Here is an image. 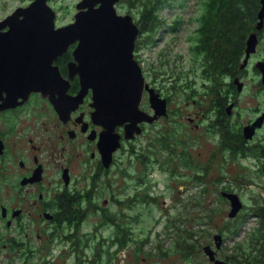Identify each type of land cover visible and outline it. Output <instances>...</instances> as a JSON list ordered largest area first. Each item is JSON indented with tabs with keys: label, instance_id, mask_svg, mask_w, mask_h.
Instances as JSON below:
<instances>
[{
	"label": "flooded vegetation",
	"instance_id": "obj_1",
	"mask_svg": "<svg viewBox=\"0 0 264 264\" xmlns=\"http://www.w3.org/2000/svg\"><path fill=\"white\" fill-rule=\"evenodd\" d=\"M15 2L16 5L10 8V12L0 16V34L7 33L12 28L7 42L12 43L13 48L18 51L31 50V54L36 49L39 51L46 49L48 44L52 43L55 53L62 52L51 63V67L57 68L61 76L60 83L52 88L51 95V100L60 109L59 111L55 109L49 97L36 92L31 93L22 105L0 111V254L1 251L8 250L12 254L22 255L24 261L29 258L31 261L39 260L44 257L47 246L51 247V244L58 239L60 244H71L73 250L76 245L73 232L84 222L83 219L78 220L77 210L97 206L90 201L92 194L98 195L105 186L107 175L121 162L122 155L126 151L133 152L131 145L144 137L148 128L155 127L163 120L168 125L180 122L190 130L209 133L214 145L213 153L209 151V154H213L210 155V160L212 163L214 161L215 164L218 163L215 170L219 167L223 168L224 165H228L225 169L230 170L234 164L239 166L240 162L243 165V162L248 160L252 170L260 168L257 176L264 177V15L261 21L256 15L248 34L255 36L254 50L246 57V42L244 43L237 68L231 74L222 78L219 76L213 82L209 80L206 85L205 81H201L196 76L194 69L188 68L187 71L183 69L182 72L173 70L168 78L169 84L171 83L173 87L185 89L183 81L187 79V83L191 84L192 77L193 84L198 82L199 90L203 91L200 102L192 103L196 106L193 114L170 109L169 94L172 92L170 87L167 91L159 88L156 76H151V71L158 75L157 70H154L155 67L144 68V60L140 52L145 48L134 47V60L141 68L144 82L149 89L159 94L161 99L166 100L167 115L159 117L151 124L141 123L139 125L141 134L128 141L124 138L123 126L116 127L114 133L120 136V147L107 159L102 153L106 154L110 147H99L103 128L96 125L91 118L93 112L90 106L91 90L87 91L79 105L73 102V98L81 89L79 76L76 74L70 76L72 73L69 70V67H74L72 69L75 72L79 66L74 60L78 42H65L67 45L63 50L55 45L59 44L55 36L50 35L49 39L46 38L48 41H44L45 39L36 31V27L42 28L36 21L38 19L46 26L53 20V30L74 23L79 10L77 6L81 0L76 2L74 14L67 21L61 17L60 7L55 0H46L54 17L48 14L47 17L36 14L34 17L30 16V19L24 18V11L29 9L35 0H15ZM258 3L259 12L260 0ZM187 21L191 23L190 20ZM22 22H27L29 28L24 27L23 24L22 29L17 27ZM187 47L188 53L189 46ZM0 48L6 46L1 44ZM16 60L32 66L41 64L38 60L30 58L16 57ZM0 63H2L1 59ZM162 63H167V59ZM0 71L2 75H7V71L3 69ZM179 73H181L180 77H178ZM56 88L65 89L67 100L60 99L55 94ZM186 93L190 94L187 89ZM69 100H71L70 105L67 103ZM139 108L149 116L154 115L148 103L146 89L142 93ZM168 129L167 132L171 133L172 130ZM171 143L175 147L174 142ZM128 146L129 150H127ZM254 152L256 153L251 156L250 154ZM223 194L234 195L235 192L220 187V196L229 203L230 213L231 203ZM106 202L104 200L103 204ZM243 206L244 203L237 215L243 212ZM255 218L258 220L257 217ZM59 230H62V234L57 239L54 235ZM217 235L221 236L223 242L221 234H214L213 246L206 244L204 247L211 248L215 253V260L220 261L217 251L221 246L217 249L213 240ZM202 253L208 263L214 264L203 249Z\"/></svg>",
	"mask_w": 264,
	"mask_h": 264
},
{
	"label": "rangeland",
	"instance_id": "obj_2",
	"mask_svg": "<svg viewBox=\"0 0 264 264\" xmlns=\"http://www.w3.org/2000/svg\"><path fill=\"white\" fill-rule=\"evenodd\" d=\"M77 1L55 0L64 20L71 19ZM176 1L178 0H174ZM184 1V7L170 4L160 10L162 24L158 26L157 34L153 38L155 43L144 45L142 35L138 34L135 49L136 46L145 48L140 52L144 68L155 67L158 75L151 71V76H156L159 88L167 91L170 87V109L193 114L196 110L193 101L198 103L203 97L198 82L194 85V81L190 84L185 79V89H182L173 87L168 79L173 70L187 71L194 60L192 53H187V45L191 47L195 41V24L188 23L187 20L191 21L201 12V5L199 0ZM15 5V0H0V16ZM115 9L119 15L132 16L127 13L130 7L124 2H118ZM175 20L180 24L174 33H170L167 28ZM144 39L149 41L147 35ZM165 59L167 63L163 64ZM195 72L197 73L196 69ZM186 89L190 92L189 95ZM166 129L172 132L169 133ZM164 134L167 136L168 145L172 149L175 148L177 154L179 150H183L186 157H191L194 163L201 167L200 176L204 175L203 179L197 182L192 179L197 166L187 163L177 165L175 156L170 162L161 158L163 153L157 141L161 136L164 137ZM210 139L209 133L190 130L180 122L168 125L163 120L155 127L148 128L146 135L131 145L133 152L126 151L117 167L109 172L105 186L98 195L92 194L90 201L97 204L99 209L87 210L84 222L78 225L80 229L73 232L75 238L86 240L84 254L80 252L77 256V239L73 250L69 243L60 244L58 236H61L62 230H59L54 235L58 241L51 244V247L47 246L42 259L31 261L29 258L24 261L22 255L6 250L1 251L0 264H42L43 260L46 264H84V261L87 264H210L202 249L206 244L213 246L214 234H221L223 237L221 249L217 251L220 261L229 260L234 264L233 259L238 257L241 262L244 259L241 251L251 250L253 247V253L247 260L248 264L254 263L255 256H260L261 246L264 245L258 235L260 229L264 232V225L255 218L253 210L254 207L264 205V177L260 178L255 174V170L260 168L252 170L248 160L243 162V169L234 164L230 170L225 169L228 165L215 170L218 163H212L210 160V155L213 154H209V151L213 153L214 149ZM183 140H186L184 146H176ZM171 142H174L175 147ZM166 152L167 149L165 155ZM143 156L151 157V160L146 161V166H143L141 160ZM164 161L168 166L165 169L157 164ZM149 164L153 169L140 184L138 178L144 173L147 174ZM171 169L176 171L175 174L170 173ZM204 169L207 170L203 171ZM220 187L235 192L239 201L242 200L241 204L244 203L243 212L237 215L239 210L232 219L227 216L229 203L220 196ZM138 190L141 193L136 197ZM104 200L107 201L106 204H103ZM105 213L116 220L114 223H118L121 230H118L114 223L102 221V215ZM252 234H257L256 243L250 241ZM82 245L80 242L79 246ZM97 246L103 252L98 258L95 257L93 262V249L98 248ZM110 252L113 253L111 258Z\"/></svg>",
	"mask_w": 264,
	"mask_h": 264
},
{
	"label": "water",
	"instance_id": "obj_3",
	"mask_svg": "<svg viewBox=\"0 0 264 264\" xmlns=\"http://www.w3.org/2000/svg\"><path fill=\"white\" fill-rule=\"evenodd\" d=\"M118 2L119 0H81L77 6L79 10L74 23L58 30H53V20L48 26L42 24L39 19L36 20L42 26V28L36 27L38 34L42 38L45 35L46 37L55 36L59 41V44L55 45L61 49L67 45L66 43L78 42L74 60L79 63V68L74 72L72 69L74 67H69L72 73L70 76L78 75L81 86L80 92L73 98V102L75 105H79L87 91L91 90L92 103L90 106L93 108L91 118L96 125L103 128L99 147H110L106 154L102 153V156L106 158H110L111 153L120 147V136L114 133L116 127L123 126L124 138L128 141L141 134L142 130L139 126L141 123L151 124L159 117L167 115L166 100L161 99L159 94L147 87L141 68L134 60L133 52L139 28L130 15L117 13L115 5ZM95 5L98 6L95 7ZM260 5L261 9L257 14L259 21L264 15V0H260ZM36 14L46 17L48 14L54 17L46 0H35L29 9L24 11L23 16L26 17L25 19H30V16L34 17ZM22 24L29 28L27 22H22L17 27L22 29ZM44 29L46 30L44 31ZM11 30L12 28L7 33L0 34V42L6 46V48H0L2 62L0 69L7 71V75H2L0 71V111L14 109L22 105L31 93L36 92H40L44 97H49L55 109L59 111L60 108L51 100V95L53 94L52 88L60 83L61 76L57 68L51 67V63L62 52L55 53L52 43L48 44L46 49L40 51L34 49L35 51L31 54V50H19V52L13 48L12 43L8 44L7 42L11 36ZM253 36L249 35L245 41L246 57L254 50L255 36ZM49 55H51V59ZM16 57L18 59H36L42 66L36 64L34 67L29 65L24 68L22 65L14 63ZM31 66L34 71L31 70ZM14 68L20 73L27 71L26 75L22 74L25 79H17ZM145 89L148 92V103L154 111L153 116L145 114L139 108ZM65 92L64 88L55 89V94L60 99L67 100ZM67 103L70 105L71 100ZM223 196L231 203L229 218H233L238 210L236 195L223 194ZM239 208H241V204H239ZM213 240L216 248L219 249L222 244L221 236L217 235L213 237ZM203 251L214 264H225V262L215 260V253L211 248L204 247Z\"/></svg>",
	"mask_w": 264,
	"mask_h": 264
},
{
	"label": "trees",
	"instance_id": "obj_4",
	"mask_svg": "<svg viewBox=\"0 0 264 264\" xmlns=\"http://www.w3.org/2000/svg\"><path fill=\"white\" fill-rule=\"evenodd\" d=\"M119 2H124L130 7V10L127 13L132 15L131 17L133 22L138 26L139 34L143 37L144 45H153L155 43L153 38L155 37V34H157L158 26H161L162 24L159 14L160 10L170 4L177 5L179 8L184 7L185 4L184 0H178L176 2H174V0H120ZM199 4L201 5V12H199L197 16L191 20V23L195 24L194 33L196 38L191 47L189 46V51L194 56V60L191 61L190 68L194 69V71L196 69V76L198 75V78L201 81H205L207 85L209 80L213 82L215 78L219 76L222 78L229 75L237 68L239 59L243 53L245 40L252 29L253 22L255 21L259 3L258 0H199ZM179 24L180 22L175 20L172 22V25L167 28V30H169L170 33H174ZM146 35L148 36L149 41L144 39ZM180 76L181 73L178 74V77ZM191 81H193L192 77ZM157 142L161 145L160 150L163 153L161 158L170 162L175 156L177 165L179 163H187L189 165L193 164L198 168L194 170L192 176L194 178L192 179L196 182L203 179L204 175L200 176V174H202L201 167L195 164L191 157H186L183 150H179L177 154L175 148L172 149L171 146L168 145L166 134H164V137L161 136ZM185 143L186 140H183L180 144L177 143L176 146H184ZM166 149L167 152L165 155ZM255 153L256 152L250 155L252 156ZM138 159H141V157H138ZM141 160L143 166H146V161L151 160V157L143 156V159ZM165 161L158 162L157 164L165 169L168 167ZM238 165H241L240 162ZM240 167L243 169L244 166L241 165ZM152 169L153 167L149 164L148 169L146 170L147 174L144 173L142 177L138 178V180L141 181L140 184H142L143 178L149 175ZM206 170L207 169H204L203 171ZM175 172L176 171H174V169L170 170L171 174H175ZM257 172L260 171H256L255 174H257ZM257 175H259V173ZM136 193L137 194H135V196L137 197L141 191L138 190ZM97 208V206H88L85 209L77 210L78 220L85 218L87 210L92 209L95 211ZM253 210H255V217H257L260 223L264 225V205L254 207ZM253 210H251V213ZM102 221L104 223H114L116 220H114L111 215H107V213H105L102 215ZM114 224L118 230H121L118 223ZM78 228L79 226L77 227V232ZM232 230L233 227H231V231ZM262 230L263 229H260L258 235L259 239L264 241V232ZM191 236H193V234ZM251 236L252 238L250 237V241L252 243L253 241L256 243L257 234H252ZM76 239V252L78 253L77 256H79L80 252L84 254L87 242L86 240H81L80 237H76ZM80 242L83 243L82 247L79 246ZM97 247L98 248L93 249V262H95V257L98 258L103 252L99 246ZM191 247L193 248V246ZM261 248L262 250L260 256H255V262H252V264H264V245L261 246ZM252 250L253 247L251 250L241 251V254L244 255V259L239 262L240 258L235 257L233 259L234 264H248L247 258L251 253H253ZM106 254H108V251H106ZM112 256L113 253L110 252V258ZM226 261L229 262V260ZM43 263L46 264V261L43 260L42 264ZM229 263L231 264V262ZM84 264H87L86 261H84Z\"/></svg>",
	"mask_w": 264,
	"mask_h": 264
},
{
	"label": "bare ground",
	"instance_id": "obj_5",
	"mask_svg": "<svg viewBox=\"0 0 264 264\" xmlns=\"http://www.w3.org/2000/svg\"><path fill=\"white\" fill-rule=\"evenodd\" d=\"M46 38L49 39L50 37L48 38V37L45 36V37H44V39H45L44 41H48V40H46ZM43 49H45V48H43ZM16 61H17V60L15 59V60H14V63H15V64H21V63H22V64H21L22 66L25 65V66H23L24 68H27V67L30 65L29 63H23V62H19V61L16 62ZM40 66H42V64H40ZM33 67H34V66H33ZM33 67L31 66V70L34 71V68H33ZM77 68H79V67H77ZM41 69H42V68H41ZM0 70H1V69H0ZM24 70H26V69H24ZM77 70H78V69H76L75 71H77ZM5 72H6V71H5ZM14 72H15V74H16V78H17V79H25V78L22 76V74H23V75H26V72H27V71H21V73H20V72H18V71L16 70V68H14ZM6 74H7V73H6ZM9 75H10V74H9ZM3 87H4V85H3ZM234 195H235V194H234ZM236 198H237V204H236V205H238V207H237L238 210L235 212V215H236V213L241 209V208H239V204H241V202L239 201V199H238L237 196H236ZM234 204H235V203H234ZM241 206H242V204H241ZM235 215H234V216H235ZM234 216H233V217H234ZM220 262H223V261H220ZM225 264H227V263H225Z\"/></svg>",
	"mask_w": 264,
	"mask_h": 264
}]
</instances>
